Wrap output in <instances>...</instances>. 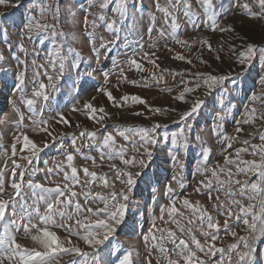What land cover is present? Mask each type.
Here are the masks:
<instances>
[{"label":"rangeland","instance_id":"1","mask_svg":"<svg viewBox=\"0 0 264 264\" xmlns=\"http://www.w3.org/2000/svg\"><path fill=\"white\" fill-rule=\"evenodd\" d=\"M14 2L15 0H12V3ZM45 2L59 8V12L54 13L55 20L52 15L45 13L42 22L49 25L55 23V30L65 34L58 40L63 45L60 49V56L64 58L65 63L62 75L58 64L54 69L47 63V53L55 50L50 33L41 43L38 38L27 39L25 32L29 16L34 15L40 19L39 6ZM189 2L197 15L188 18L181 10L176 14L179 27L174 30L170 23L165 24L163 13L156 10L154 0H143V11L134 7L129 0V15L118 34L100 22L95 29L90 26L85 29V16L87 15L91 21L94 18L92 14L100 12L98 6L89 8V0H22V7L0 5V53L4 56V60L0 61V171L4 173V188L3 193H0V199H12L15 202V208L11 203L8 205L5 221H0V235H3L7 227L22 247L43 251L42 247L31 239V235H26L23 230V224L29 220L32 224L43 227L34 209L39 207L43 214L46 207L43 201L37 202L32 194L33 190L27 187V181L32 180L46 187L57 185L63 187L67 184L71 191L77 193V196L72 198L73 203L62 209L72 215V220L61 221L59 215L56 219L58 223L71 225V234L64 227L50 226V231L56 232L65 247L78 246L83 251L91 253L92 249L81 239L84 228L77 226L76 221L91 225H95L97 220L111 222L107 213L97 214L96 209L107 207L108 212H113L117 210L119 203L123 202L111 198L113 191L119 192L125 187L116 178L113 164L124 171L141 173L136 178L137 184L129 192V207L125 210L124 222L118 227L110 242L106 241L100 246L96 256L85 258L75 253L61 254L57 257L58 264H70V261H74V264H90L92 260H95L96 264H117V257L122 256L129 248L132 249L133 264H168L169 259L185 264L183 256L179 255L180 250L166 233L164 239L159 240L160 230L163 229L175 232L177 244L179 239H184L188 243L184 255H187L188 251L195 252L193 264H198L200 259L216 264L220 253L214 257L206 255L208 244L215 243L217 247L227 248L234 242V238L230 233L226 234L223 227L225 220H228L229 228L237 231L239 235L248 234L242 221L238 223L234 216L228 217L225 207L213 205L223 203L230 207L233 213H238V206L230 204V200H240L244 205L250 201L246 196L230 197L226 194L227 191L238 193L239 189L235 185L230 189L221 188L215 181L210 188L201 185L200 182L205 179L201 168L203 165L213 169L219 165L220 168L231 169L235 173V165L226 164L224 155L233 160L237 159L236 148H248L247 152L240 154L239 159L260 161L259 155H253L252 146L264 144L259 139V136L264 134V121L258 118L250 124H244L242 121L252 117L250 110L253 108L257 110L256 117L264 113L262 107L264 96H261V93H264V83L260 81V76L264 75V63L257 55L251 66H242L232 52V47L235 46L237 51L246 43L264 47V19L250 17L242 8L233 7L232 0H223V8L216 9L217 30H213L210 23L206 25V16L197 0ZM160 3L163 6L166 0H160ZM33 4L36 5L35 12L30 11ZM113 5H109L105 10L106 16H113L111 10ZM252 10L259 11L255 5ZM229 25L233 31L218 30ZM88 32L94 33V37L89 38ZM177 39L187 40L189 44L187 46L177 44ZM102 40L113 42L110 50L100 48ZM20 44H23L24 50H21ZM94 48L100 51L99 59L93 51ZM69 49L80 53L78 66H73L77 62L74 60V53ZM145 53L150 54V57H146ZM178 55L184 56L185 59H179ZM133 58L141 65V69L129 64V60ZM21 61H26V64L20 63ZM40 65L43 67H38ZM105 71L109 73L107 81L103 75ZM20 73H23L25 98H31L39 83L48 85L50 83L48 77H53L51 84H54L55 88L45 89L47 100L43 97L37 98L34 113L29 111L23 102L21 92L16 89ZM196 73L230 74V79L223 88L217 87L208 95L203 78L196 76ZM103 88L111 91L117 103L114 104L107 98L101 91ZM181 93L184 95L183 101L178 99ZM124 95H138L145 103H133L131 100L122 102L120 98ZM197 100H203L204 104L190 119L181 121V115L189 111ZM85 103L92 104L97 110L102 107L104 111L89 114L84 108ZM73 105L79 111H74ZM157 108L161 111H152ZM14 109H19L25 117L19 127L16 124L19 115ZM58 113L70 123L60 122ZM92 115L97 119H92ZM101 115L104 119L97 122ZM32 120H48L47 127L51 135L40 130L44 125L35 126L34 131ZM238 121L241 122L239 125ZM155 123L167 125L166 128L157 129L156 135L167 136L168 142L167 144L161 142L151 149L153 152L151 160L147 159L142 150L139 154L133 150L141 148V144L125 141L119 135L121 130L129 132L140 127H151ZM185 124L191 127L185 130L189 147L183 149L171 144V133L178 132ZM237 127H240L242 132L237 133ZM82 132H95L96 136L94 138L82 136ZM22 133L41 149L35 157H31L26 149L21 150ZM108 133L116 138L117 151L120 146H124L127 149L125 158L131 159L135 156L137 161L143 158L145 166L141 168L137 163L126 167L118 155L109 159L110 150L103 146V138ZM225 136L232 137L230 141L232 147L227 146L229 141L224 140ZM244 140H248L249 144L244 145ZM14 143L15 155L12 147ZM205 149L210 150L206 161L202 155ZM258 151L256 149L257 153ZM68 153L74 156L71 164L77 169L78 182L71 179V168L66 159ZM173 154H179V159L184 165L182 170L173 162L171 158ZM28 158H31L30 163ZM13 160L22 166L16 168L15 177L12 175ZM84 168L95 172L96 177L86 176ZM21 171L24 172L23 187L21 195L16 196L11 184L13 179L21 182L19 177ZM174 175L178 177L175 181L172 180ZM208 175L210 177V173ZM257 175L251 177L236 175L234 178L241 180L249 178L255 181ZM225 176L226 173L220 174L221 179ZM168 184H171L172 193L167 192ZM35 191L39 193L40 190ZM100 197L105 199L102 200ZM184 198H187L192 206L205 211L206 215H211L214 222H218L220 227L216 231L215 242L204 235L205 231L211 230L206 228V221L203 226L201 225L199 212L194 213L192 206L183 205ZM261 198L264 197H257L255 201H251L257 205L253 209L257 214ZM173 200L180 215L170 217L167 210L162 214L161 206H168ZM77 203L80 205L79 210L76 209ZM89 208L92 209L91 212L88 211ZM13 211L16 214L14 217ZM12 219L17 221L16 226L8 223ZM248 219L251 221V215ZM153 223L155 228L149 233ZM257 225H260L259 220ZM181 228L185 230L181 232ZM92 230L97 229L93 227ZM99 231L102 233L104 230ZM31 234H36V229H33ZM146 234L149 235L147 242L144 240ZM153 234L157 240H152ZM193 236L204 246V252L197 249L192 242ZM160 246L167 249V253L161 252ZM260 248H264V243L257 245L258 252ZM3 264H16V260L15 258L9 260L5 256Z\"/></svg>","mask_w":264,"mask_h":264},{"label":"snow or ice","instance_id":"2","mask_svg":"<svg viewBox=\"0 0 264 264\" xmlns=\"http://www.w3.org/2000/svg\"><path fill=\"white\" fill-rule=\"evenodd\" d=\"M134 7L138 10L143 11V0H131ZM155 8L158 12L163 13L164 22L167 25L168 23L171 24L172 29H177L179 24L177 22V13L181 10L183 14L188 17L192 18L193 16L197 15V13L193 10L192 4L189 0H166L165 5H161L160 0H154ZM197 3L202 7L203 12L206 16V25L208 23L211 24L213 30H217V8H223V0H197ZM128 4L129 0H89V8L98 6L100 9L99 14L93 13V19L89 21L87 15L84 19L85 29L90 26L92 29L97 27V23H103L106 25L108 29H113L114 33L118 34L121 26L124 24L127 16L129 15L128 12ZM0 5H10L12 7H22V0H15L12 3V0H0ZM109 5H113L112 7V17H108L105 15V10L109 8ZM233 7L242 8L245 10L250 17H254L257 19H264V0H232ZM257 6L259 11H253V6ZM32 12L36 11V5L33 4L31 10ZM40 11V19H37L36 16L30 15L28 18V22L25 25V32L27 34V39L31 40L33 38L40 39V42L43 43L44 38H48V34L50 33L51 43L53 45L54 51H49L47 53V63L51 65L54 69L56 68L57 64L59 65V72L62 75L65 68L64 58L60 56V49L62 48V44L58 42V40L63 37L65 34L63 32H57L55 30V23L49 25L47 23L42 22L45 19V13L52 15L53 19L55 20L54 13L59 12V8L54 6L53 4L42 3L39 6ZM153 22H155V15L153 14ZM220 32L224 31H233L231 25L227 28H219ZM164 34L163 28L161 29V35ZM89 38L94 37V33L88 32ZM6 36V33H5ZM5 43H7V39H5ZM113 42H101L100 48L105 50H110L111 44ZM177 44L187 46L189 41L187 40H176ZM203 43H207V41H203ZM11 47V46H9ZM19 47L21 50L23 49V44H20ZM210 47V45H209ZM69 51L74 53V60L77 62L73 66H78V62L81 59L80 53L76 52L74 49H69ZM97 59H99L100 51L97 49H93ZM232 52L236 55L237 60L240 65H247L251 66L253 64L254 59L259 55L262 63H264V47H260L256 44L246 43L241 50L237 51L235 46L232 47ZM146 57H150V54L145 53ZM178 58L184 60L185 57L182 55H178ZM219 58V57H217ZM4 60V56L0 53V61ZM20 63L26 64V61H21ZM191 63V61H189ZM130 65H134L136 69H141V65L136 61V59L129 60ZM115 66V62H114ZM38 67H43L40 65ZM121 73H123V69H121ZM105 80L107 81L109 73L105 71L103 73ZM196 76L203 78L204 84L207 86V94L210 95L212 90L217 87L223 88L227 81L230 79L229 75H214V74H204V73H196ZM49 84L46 85L45 83H39L38 89L34 90L32 93L31 98H25L23 96V73L18 75V83L16 84V89L21 92L23 102L27 105L29 111L35 112L34 105L36 104L37 98L43 97L44 100L48 99V95L45 91L46 88L52 87L55 88L54 84H51L53 80L52 76L48 77ZM260 81L264 83V75L260 76ZM135 83V81H133ZM183 83V81H182ZM199 87V84H197ZM186 91H192V89H185ZM101 91L107 96V98L112 101L114 104L117 103L116 98L113 97L111 91L107 88L101 89ZM261 96H264V93H261ZM255 98V94L253 96ZM180 100H184V95L178 97ZM122 102H128L131 100L133 103H145V101L138 95H124L120 98ZM204 104L203 100H197L195 104L190 108L189 111H185L181 117V121H185L190 119L199 108ZM262 107H264V100H262ZM84 108L88 110V113H95L99 111L103 113V108L101 107L99 110L95 109L94 106L90 103H85ZM18 115L19 120L16 121L17 126H21L24 120V114L19 111V109H14ZM74 111H79L76 109L75 105H73ZM153 112H159L161 109H152ZM247 111V108H246ZM256 109L253 108L250 110L252 117L250 119H244L242 123L250 124L253 123L255 119H260L264 121V113H262L259 117L255 116ZM137 115H143V113H136ZM60 118V122L65 124H69L70 122L60 113L57 114ZM92 119H97L95 115L91 116ZM104 119V116L101 115L97 122H101ZM241 122L238 121L237 124L239 125ZM32 124L34 125L33 130H36L37 125H44L43 128L40 130L49 133L48 129V120H32ZM79 126V125H77ZM167 125H162L160 123H155L151 127H140L138 129H133L129 132L121 130L119 135L123 137L125 141H131L133 143L141 144V148H134L133 150L138 154L143 152L146 155L148 160L152 159L153 152L152 148L157 144L164 142L167 144L168 137H157V129L159 128H166ZM191 125L185 124L184 126L180 127L178 132L171 133V144L178 146L179 148L186 149L189 147L188 138L185 135V130L190 128ZM237 133L242 132L240 127L236 129ZM23 150H27L31 157H35L39 151L41 150L37 144L32 141L27 135L23 133ZM81 135H87L90 138H94L96 136L95 132H82ZM134 137H138V139H133ZM17 141L19 137L16 138ZM199 139V138H197ZM232 137L225 136L224 140L229 141L228 147H232L230 143ZM259 139L264 142V134L259 136ZM75 143V141H73ZM244 145H248L249 141L244 140ZM47 147V144L44 145ZM103 146L110 150L109 159L113 158L114 155H118L119 158L122 160L123 164L127 166H133L139 163V166L143 168L145 166V160L143 158L137 161V158L133 156L131 159L125 158V153L127 149L124 146H120L119 150L116 149V138L111 134L108 133L103 138ZM13 155H15L16 151V144H13ZM253 155H259L260 161L257 160H241L239 156L242 152H247L248 148H236L235 153L237 159L233 160L230 159L228 155H224V160L226 164H234L235 165V173L231 169L220 168L217 165V168L209 169L207 166H203L201 168L202 173L205 176V179L202 180L200 183L204 187H211L212 182L215 181L221 188H228L230 189L232 185L238 187L239 191H227L226 194L228 196H235L240 195L241 197H247L250 201L247 205H244L240 200L232 199L230 200V204L237 205L239 208L238 213H233L230 207H226L223 203L220 205H213V207H225L226 213L228 217H235V220L239 223L242 221L243 225L246 226L247 235H239L237 231L231 230L229 228L228 220L224 221V229L226 234L230 233L231 237L234 238V242L229 244L227 248L225 247H217L215 243H210L207 246L206 255L216 256L217 253H220L219 260L216 264H264V248H260L259 252L257 251V245L264 243V198L259 200V214L255 213L253 209L257 207L256 204L251 203V201H255L257 197H264V144L262 145H253ZM258 149V153L256 152ZM178 151V150H177ZM209 149H205L203 151V159L206 161L209 156ZM103 158V156H102ZM172 160L174 163L178 165V167L182 170L184 165L179 159V154H173ZM29 159V163L31 162V158ZM67 161L69 162V167L71 168V179L73 181L78 182L77 178V169L72 167L71 162L74 159L72 153H68L66 157ZM13 168H12V175L15 177L17 175L16 168L22 167L21 165L16 164V161H12ZM112 168L116 170V178L121 181L122 184L125 185L119 192L113 191L111 193V198L116 200H122V203H119L118 208L116 211L108 212L107 207L104 209H96L97 214L104 212L107 213L111 222H106L105 220H97L95 225L91 224H84L82 221H76V225L84 228V234L81 236V239L89 245L92 249V252L83 251L78 246H71L65 247L63 243L60 241V238L57 236L56 232L50 231L51 227H64L68 230L71 234V225L66 223H58L57 222V215H59L61 221H71L72 215L63 211V208H66L68 205L73 203L72 198L77 196V193L71 191L69 186L65 184L63 187L57 185L55 187H46L44 184L33 182L32 180L27 181V187L32 189L33 196L36 197L37 202L43 201L44 205L46 206L44 209L43 214L40 212L39 207H35V213L38 217V220L43 224V227H38L36 224H32L29 220L28 223L23 224V230L26 235H31V239L38 243L43 251H37L35 248L29 249L22 247L21 244L17 243L15 235H13L9 229L6 227L3 235H0V264H3L4 257L7 256L9 260L15 258L16 264H58L57 257L61 254H70L75 253L77 256L82 257H89V256H96L98 251L100 250V246L104 245L106 241L110 242V239L114 236V233L117 231L118 227L124 222L125 217V210L129 207V192L133 189V187L137 184V177L141 175L139 171H124L122 169L116 168V165L113 164ZM84 174L86 176L96 177L95 172H90L87 168L83 169ZM210 173V177L209 174ZM221 173H226L224 179L220 178ZM254 174L257 175V179L255 181L246 178V179H235L236 175H243L245 177H251ZM67 178V173H65ZM20 181L17 182L16 179H13L11 187L14 189L16 196L21 195V189L23 187L22 181L24 177V172L21 171L19 173ZM178 177L174 175L172 180H177ZM4 188V173L0 171V193H3ZM167 192L172 193L173 189L171 184L166 185ZM39 189V193L35 190ZM199 190V189H197ZM250 191V194H249ZM209 198L211 199V193H209ZM100 199L104 200V197H100ZM219 200V197H217ZM13 205L15 208V202L10 200H3L0 199V221H5L6 211L9 204ZM106 203V200H105ZM183 205L185 207L192 206L190 201L187 198L183 199ZM193 212H199V220L201 225H204L206 221V228L211 231H205L204 235L206 237H210L212 242L217 240L216 231L219 229L220 225L218 222H214V218L211 215H206L205 211L200 210L197 206H192ZM76 209H80L79 203L76 204ZM167 210L168 215L170 217H174L176 215H180L177 208L175 207V201L173 200L172 204L168 206H161V213L163 214ZM89 212L92 209H88ZM15 211L12 212V216L14 217ZM249 215H251V221L248 219ZM163 219V215L161 216ZM257 220L260 221V225H257ZM11 226H16L17 221L12 219L8 221ZM95 227L97 230L93 231L92 228ZM155 228V223H153V227L149 229V233L153 232ZM36 229V234H31L32 230ZM99 229H103L104 231L101 233ZM185 229L181 228L180 231L183 232ZM191 231V229H188ZM160 237L159 240L164 239V234H167V237L172 241L173 244L176 245V248L179 249V255L183 256L185 264H193V260L196 258V253L188 251L187 255H184V250L188 249V243L184 239H179L178 244L176 243V235L170 229H163L160 230ZM79 235V233H76ZM152 240H157L156 235H152ZM145 242L149 240V235L144 236ZM192 242L195 243L197 249L201 252H204V246L201 245L200 241L196 240L195 236L192 237ZM159 246V245H154ZM160 251L167 253V249L160 246ZM115 254V253H112ZM132 249L129 248L122 256L117 257V264H133L132 260ZM70 264H74V261H70ZM90 264H96L95 260H92ZM168 264H179L178 260L169 259ZM198 264H212V261H205L203 259L198 260Z\"/></svg>","mask_w":264,"mask_h":264}]
</instances>
